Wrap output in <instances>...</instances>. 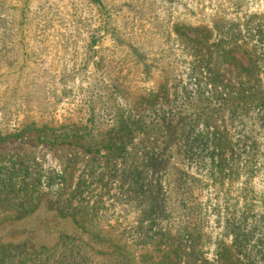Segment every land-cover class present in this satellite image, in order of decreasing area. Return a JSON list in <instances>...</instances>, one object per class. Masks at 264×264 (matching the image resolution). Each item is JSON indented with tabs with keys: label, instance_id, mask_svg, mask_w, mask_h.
Segmentation results:
<instances>
[{
	"label": "rangeland",
	"instance_id": "374dc122",
	"mask_svg": "<svg viewBox=\"0 0 264 264\" xmlns=\"http://www.w3.org/2000/svg\"><path fill=\"white\" fill-rule=\"evenodd\" d=\"M0 264H264V0H0Z\"/></svg>",
	"mask_w": 264,
	"mask_h": 264
},
{
	"label": "trees",
	"instance_id": "16d2710c",
	"mask_svg": "<svg viewBox=\"0 0 264 264\" xmlns=\"http://www.w3.org/2000/svg\"><path fill=\"white\" fill-rule=\"evenodd\" d=\"M209 35L212 34V32H208ZM228 39V38H227ZM210 42V41H209ZM225 41H222V43H224ZM236 42V41H235ZM237 45V43H236ZM236 51V49H232V50H228L227 47L225 46H222L220 47L219 49V54L221 55V57H223V60L225 61V63H230L231 61H234V64L232 65H235L237 67H240V69L244 72H251V73H255V70L253 69V67L255 66V63L254 64H249V66H244L240 60H238L237 58H235L232 54L233 52ZM256 67V66H255ZM212 73L215 75V73L212 71ZM216 77H221L219 74H216ZM242 97L246 100L250 99V98H254L255 97V94H253V92H242Z\"/></svg>",
	"mask_w": 264,
	"mask_h": 264
}]
</instances>
